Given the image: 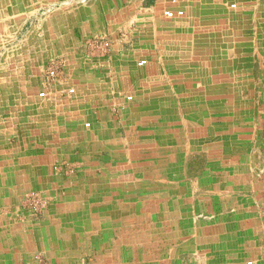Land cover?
<instances>
[{"label":"crops","instance_id":"obj_1","mask_svg":"<svg viewBox=\"0 0 264 264\" xmlns=\"http://www.w3.org/2000/svg\"><path fill=\"white\" fill-rule=\"evenodd\" d=\"M263 13L0 0V264H264Z\"/></svg>","mask_w":264,"mask_h":264},{"label":"built area","instance_id":"obj_2","mask_svg":"<svg viewBox=\"0 0 264 264\" xmlns=\"http://www.w3.org/2000/svg\"><path fill=\"white\" fill-rule=\"evenodd\" d=\"M165 17H167L168 19H176V18H181L184 16V12L182 10L179 11H174V10H166L164 12ZM89 46H92L95 50L101 52V53H107V51H109L110 49V42L105 40V39H101V38H94L91 39L89 41ZM146 63V61H142L140 62V66L144 65ZM58 76V69L56 67L51 68L48 71L47 77L48 80H53ZM75 91L74 89L70 90V93L73 94ZM41 96H44V94H41ZM129 99H132L131 97ZM89 126V125H87ZM251 264V263H250Z\"/></svg>","mask_w":264,"mask_h":264},{"label":"rangeland","instance_id":"obj_3","mask_svg":"<svg viewBox=\"0 0 264 264\" xmlns=\"http://www.w3.org/2000/svg\"><path fill=\"white\" fill-rule=\"evenodd\" d=\"M253 37H254V35H252ZM259 38H261L262 39V47H260L259 45H258V53H261V54H263L264 55V13H263V30L262 31H259L258 32V39ZM260 65H261V63L260 62H258L257 63V71L259 72V69H260ZM263 65H264V61H263ZM130 98V96L127 98L128 99V101H132L133 99H129ZM132 98V97H131ZM42 206H40V208L39 209H42L41 208Z\"/></svg>","mask_w":264,"mask_h":264}]
</instances>
